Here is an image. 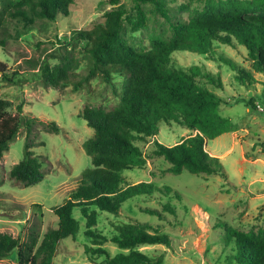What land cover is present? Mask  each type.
<instances>
[{
    "label": "trees",
    "instance_id": "obj_1",
    "mask_svg": "<svg viewBox=\"0 0 264 264\" xmlns=\"http://www.w3.org/2000/svg\"><path fill=\"white\" fill-rule=\"evenodd\" d=\"M110 7L104 11V23L91 29H74V39H83L85 50L91 59V74L97 71L104 80L113 83L111 74L122 76L121 86L115 88L118 104L108 109L98 105H84L79 114L92 127L93 133L82 145L90 156L91 165L80 173L78 184L65 200L53 207L57 215V226L44 232L37 243L36 230L28 228L27 238L0 231V259L13 256L17 264H54L60 242L75 237L79 229L90 242L86 250L102 255L103 264H155L159 259L138 249L140 244L163 243L170 245V235L152 229L142 221L113 223L111 234L98 226L101 212L117 214L122 203L138 195H151L162 191L164 195L180 196L177 189L169 185H158L151 180L130 182L123 171L141 167L146 156L136 140L145 141L155 136L161 121H177L194 130L172 144L153 139V153L162 156L170 165L169 171L179 173L183 168L193 173H227L220 158L209 153L205 141L231 130L232 121L219 112L224 101L212 87L223 85L219 72L203 65L188 67L173 63L171 54L175 50H195L207 53L214 50V41L242 44L252 61V67L264 75V0H206L203 7L188 19H173L165 0H133L127 7L120 0H107ZM73 0H0V46L6 50L10 38H18L25 30L35 26L37 19L55 20L59 15H68ZM152 3L155 12L168 22L170 36L153 34L148 48H136L124 35L125 24L135 31L146 26L147 15L143 3ZM55 58L52 61L49 58ZM235 69L243 82L255 80L250 69L238 65L229 57L221 56ZM71 55L68 50L49 53L41 61L27 58L44 83L58 86L68 83L71 72ZM1 78L16 81L18 68L8 71L0 61ZM81 84L76 81L74 89ZM264 106V93L262 98ZM245 104L257 109V99L249 97ZM10 102L0 97V157L24 123L31 132L30 117L19 120L7 112ZM22 111V102L17 104ZM264 109V107H263ZM58 131L59 125L52 121ZM27 135L24 154L13 163L9 175L15 182L35 184L44 177L41 160L31 147ZM163 210L174 212L169 199ZM142 210L163 217L160 209L144 206ZM224 229V241L231 244V258L239 264H264V226L257 229H240L225 221L217 222ZM154 228V227H153ZM152 229V230H150ZM114 242L119 250L110 254L102 246L104 241Z\"/></svg>",
    "mask_w": 264,
    "mask_h": 264
},
{
    "label": "rangeland",
    "instance_id": "obj_2",
    "mask_svg": "<svg viewBox=\"0 0 264 264\" xmlns=\"http://www.w3.org/2000/svg\"><path fill=\"white\" fill-rule=\"evenodd\" d=\"M127 7L133 0H120ZM206 0H165L173 19H188L201 9ZM110 7L107 0H73L68 15L55 20L37 19L35 26L25 30L18 38H10L5 51L0 46V61L8 71L18 68L16 81L1 78L0 97L10 102L7 112L19 120L32 119L31 132L25 124L20 127L9 147L0 157V231L27 238L28 228L33 227L37 243L45 231L57 226L53 207L62 203L78 184L81 171L90 166V156L83 148V141L93 129L79 114L84 105H100L106 109L118 104L115 88L121 86L122 76L111 74L113 83L104 80L100 72L91 74V59L85 50V41L74 39V29H91L104 23V11ZM147 15L146 26L133 31L125 24L124 35L136 48H148L153 34L171 35L168 22L152 3H143ZM214 50L201 53L195 50H175L171 54L174 64L188 67L205 66L219 72L223 85L212 87L224 99L219 112L232 121L231 130L206 139L205 148L220 158L227 173H193L183 168L179 173L169 171L170 163L153 153V139L172 144L190 132L188 126L177 121H161L155 136L145 141L136 140L146 156L141 167L126 169L123 174L130 182L151 180L162 186L169 185L180 192L176 196L156 191L151 195H138L124 201L117 214L101 212L97 226L107 234L114 230L113 223L121 221L148 222L160 232L170 235V245L163 243L140 244L138 249L159 262L155 264H239L231 258V244L224 241V229L217 222L248 230L264 226V75L252 67L244 45L214 41ZM68 50L71 55V72L68 83L58 86L46 84L27 58L41 61L49 53ZM221 56L229 57L238 65L250 69L255 80L238 78V72ZM53 62L58 59L49 58ZM76 81L81 84L74 89ZM257 99V109L245 104L249 97ZM22 102V111L17 104ZM59 125L56 131L51 124ZM29 135L32 151L41 160L44 177L35 184L15 182L9 175L13 163L22 158L24 144ZM169 199L174 212L163 210ZM151 206L162 211L163 217L142 210ZM83 229V228H82ZM75 237L63 239L54 258V264H103V256L86 250L90 242L83 230ZM150 229V230H152ZM110 254L119 250L112 241H104ZM0 264H17L9 254Z\"/></svg>",
    "mask_w": 264,
    "mask_h": 264
}]
</instances>
